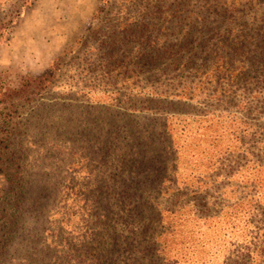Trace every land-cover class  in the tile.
<instances>
[{
  "label": "rangeland",
  "instance_id": "374dc122",
  "mask_svg": "<svg viewBox=\"0 0 264 264\" xmlns=\"http://www.w3.org/2000/svg\"><path fill=\"white\" fill-rule=\"evenodd\" d=\"M184 2L186 10L171 13L180 19L174 30L231 28L237 36V50L222 53L231 78L196 79L188 99L157 96L164 112L131 119L105 105L59 104L73 98L69 90L11 109V124L0 125V264H223L240 247L241 222L229 226L220 205L243 194L255 201L246 195L264 127V0ZM104 7L30 0L0 41V86L18 88L47 71L99 13H116ZM243 147L249 162L230 173L227 159Z\"/></svg>",
  "mask_w": 264,
  "mask_h": 264
},
{
  "label": "trees",
  "instance_id": "16d2710c",
  "mask_svg": "<svg viewBox=\"0 0 264 264\" xmlns=\"http://www.w3.org/2000/svg\"><path fill=\"white\" fill-rule=\"evenodd\" d=\"M102 1L105 7L101 12L116 13H99L97 24L77 39L73 49L56 57L47 71L22 78L18 88L0 86L1 126L11 124L8 116L11 109L29 104L51 91L69 90L72 93V99L68 102L62 99L59 104L76 107V104L71 105L74 101L86 104L84 108L89 109L105 105L121 109V115L131 119L137 113L164 112L160 107L164 101L157 96L188 99L196 79L204 77L208 83L220 84L232 75L233 65L226 63L222 56L228 47V55L237 50V36L231 33V28L222 33L197 31L192 27L182 31L173 29L180 19L171 13H179L181 8L186 10V2L181 7L182 0ZM29 5L30 0H0V41L22 9ZM186 18V25L196 22ZM200 23L206 25L203 19ZM200 60L205 63L197 66ZM166 62L167 70L161 69ZM200 67L203 70L199 72ZM177 71H183V74L176 75L174 72ZM177 90L180 93L173 94ZM149 95H155L154 99L145 97ZM216 100L220 103L221 99ZM262 142L264 127L257 133V148L252 147L250 160L257 180L246 197L251 195L255 201L250 204L243 194L236 204L220 205L229 226L241 222L239 236L242 239L240 247L230 253L223 264H264V147H258ZM168 149L171 151V146ZM241 151L238 156L227 159L225 168L231 170L230 173L246 168L249 160L245 158L244 147ZM149 155L150 151L145 149L136 157L143 162ZM127 158L125 153L124 159Z\"/></svg>",
  "mask_w": 264,
  "mask_h": 264
}]
</instances>
